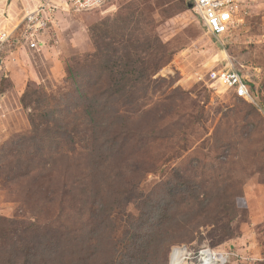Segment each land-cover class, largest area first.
<instances>
[{"label": "rangeland", "instance_id": "1", "mask_svg": "<svg viewBox=\"0 0 264 264\" xmlns=\"http://www.w3.org/2000/svg\"><path fill=\"white\" fill-rule=\"evenodd\" d=\"M40 1L1 0L10 15L3 25L12 31ZM188 2L112 0L88 12L59 9L57 25L43 35L40 50L27 49L18 32L1 55L0 93L5 95L9 119L0 122V148L31 131L32 112L47 111L33 99L72 91L70 72L85 81L91 76L94 82L98 68L109 59L111 65L122 63L126 49H137L131 52L146 67L162 64L152 72L153 83L149 76L134 78L149 85L147 98L132 108L137 135L100 169L105 224L99 240L108 247L112 239L122 238L123 229L112 232L108 221L117 218L113 225H124L115 208L126 190H138L152 196L154 205L166 208L167 200L173 206L167 223L171 245L161 264H168L172 248L182 245L191 250L203 246L231 250L236 257L229 264H260L264 262V0H235V25L221 40L205 33ZM126 17L129 21L121 23ZM96 29H100L95 34L100 52L92 38ZM226 67L249 80L253 102L236 98L223 86H212L210 72ZM119 79L116 73L103 75L104 84ZM70 149L75 148L56 147L44 159H36L28 168L31 176L24 180L18 178L24 171L23 158L0 157V231L20 233L30 222L54 225L67 222L70 215L77 226L92 228L90 202L64 205L77 200L69 192L89 188L77 184L82 177L90 183L83 150ZM186 184L199 187L188 189L195 198L181 197ZM175 191L176 198L168 202L169 193ZM127 211L138 213L132 205ZM229 230L232 238L223 234Z\"/></svg>", "mask_w": 264, "mask_h": 264}, {"label": "trees", "instance_id": "2", "mask_svg": "<svg viewBox=\"0 0 264 264\" xmlns=\"http://www.w3.org/2000/svg\"><path fill=\"white\" fill-rule=\"evenodd\" d=\"M188 9L195 12L191 1L188 2ZM118 21L109 22L118 25ZM126 21H129V17L122 18L121 23H127ZM93 32L92 38L99 51V35L97 37L95 34L100 29ZM135 50L137 51L126 49V60H122V63L111 65L109 59L106 66L98 68L99 75L94 82L91 76H86L85 81L81 80L80 75L70 72L72 91L62 96L43 94L33 99L32 102L37 106L44 104L47 111L40 112L36 109L32 112L29 116L31 131L25 135H17L0 148L2 158L10 156L24 159L20 164V168L25 166L24 171L18 176L24 180L31 176L28 168L35 160L44 159L53 148L62 150L63 145L73 146L75 149L70 150L75 152L76 147L80 146L88 163L86 171L90 183L82 177L77 184L89 188H82L81 191L75 188L73 192H69L77 195V200L64 205L74 207L79 201L90 202L87 214L90 216L89 225L92 226L91 229H86L82 223L79 227L76 215L74 219L77 223L70 215L67 222H56L54 225L30 222L29 227L20 230V233L1 230L0 264H161L160 260L171 245L167 223L171 220L173 206L167 200L163 201L167 204L164 208L161 204L154 205V198L150 195H144L138 190H126L121 197V204L115 208L120 223L123 221L125 226L113 225L117 218L108 221L112 232L123 229L122 238L117 241L112 239L108 247H104L99 240V233L105 224L99 201L100 169L109 160L122 154V150L137 135L132 129V108L139 100L147 98L149 90V85L138 79H148L149 76L148 82L153 83L152 74L162 64L146 67L132 54L131 51ZM96 56L98 53L91 58ZM110 73L118 74L119 81L104 84L103 75ZM135 77L138 79H134ZM137 93L143 95L139 96ZM34 96H37L35 92ZM188 189L193 191L199 187H188L186 184L185 191L180 192L181 197L195 198V194H189ZM177 194L178 191L170 192L171 199L168 202L174 200ZM131 205L136 208L137 214L128 213L127 208ZM223 234L233 237L230 230Z\"/></svg>", "mask_w": 264, "mask_h": 264}, {"label": "built area", "instance_id": "3", "mask_svg": "<svg viewBox=\"0 0 264 264\" xmlns=\"http://www.w3.org/2000/svg\"><path fill=\"white\" fill-rule=\"evenodd\" d=\"M112 0H41L40 4L27 13L15 29L9 31L3 25L9 19V14L0 0V70L4 60L1 55L4 49L17 39L20 32L21 40L30 51L40 50L45 41L43 35L55 29L57 25L56 11L63 9L74 12H88L96 10ZM192 2L197 17L207 35L221 40L228 35L235 25L233 13L235 12V0H189ZM210 80L213 85H220L230 90L236 98L247 102L254 101V92L249 80L240 71L221 68L210 72ZM4 94L0 93V122L4 123L9 119L7 105L3 102ZM8 118V119H7ZM177 251L180 255L175 264H229L236 256L230 250H218L203 246L198 250H191L187 246L173 247L170 253L168 264L171 258L176 257Z\"/></svg>", "mask_w": 264, "mask_h": 264}, {"label": "bare ground", "instance_id": "4", "mask_svg": "<svg viewBox=\"0 0 264 264\" xmlns=\"http://www.w3.org/2000/svg\"><path fill=\"white\" fill-rule=\"evenodd\" d=\"M180 255V252L177 251L176 257L173 256V258H171V264H175V262H177V257Z\"/></svg>", "mask_w": 264, "mask_h": 264}, {"label": "water", "instance_id": "5", "mask_svg": "<svg viewBox=\"0 0 264 264\" xmlns=\"http://www.w3.org/2000/svg\"><path fill=\"white\" fill-rule=\"evenodd\" d=\"M4 96V95H3Z\"/></svg>", "mask_w": 264, "mask_h": 264}]
</instances>
